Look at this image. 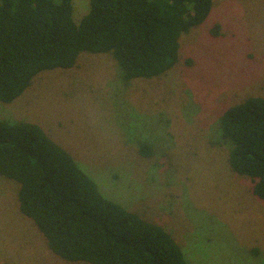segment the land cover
<instances>
[{
	"label": "rangeland",
	"instance_id": "374dc122",
	"mask_svg": "<svg viewBox=\"0 0 264 264\" xmlns=\"http://www.w3.org/2000/svg\"><path fill=\"white\" fill-rule=\"evenodd\" d=\"M74 6L81 20L89 0ZM214 23L219 36L208 32ZM180 51L167 74L128 83L109 53L83 52L75 67L43 71L13 102L0 101V118L40 124L89 165L105 196L163 223L200 264L210 255L211 264H264V202L232 171L230 145L216 143L224 110L264 95V0H215ZM144 135L157 141L150 159L137 154ZM19 188L0 174V264H88L49 249L20 212Z\"/></svg>",
	"mask_w": 264,
	"mask_h": 264
},
{
	"label": "trees",
	"instance_id": "16d2710c",
	"mask_svg": "<svg viewBox=\"0 0 264 264\" xmlns=\"http://www.w3.org/2000/svg\"><path fill=\"white\" fill-rule=\"evenodd\" d=\"M214 4L89 0L75 20L74 0H0V101L13 102L43 71L75 67L83 52L109 53L127 83L165 75L179 62L181 37L202 25ZM208 32L221 35L220 24ZM219 123L216 143L230 145L232 171L250 178L252 195L264 202V95L230 105ZM136 144L141 159L157 153L152 137ZM77 162L40 124L0 118V174L19 183L20 212L53 253L88 264H200L196 250L187 254L163 223L132 201L123 206L105 196L89 165ZM210 256L202 259L211 264Z\"/></svg>",
	"mask_w": 264,
	"mask_h": 264
}]
</instances>
